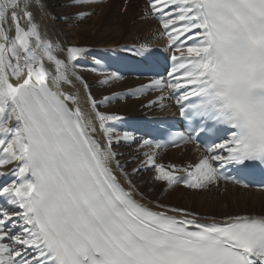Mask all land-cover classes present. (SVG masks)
Listing matches in <instances>:
<instances>
[{
	"label": "snow or ice",
	"instance_id": "6c2138e0",
	"mask_svg": "<svg viewBox=\"0 0 264 264\" xmlns=\"http://www.w3.org/2000/svg\"><path fill=\"white\" fill-rule=\"evenodd\" d=\"M19 8V0H0V168L11 166L0 176L14 174L0 196L15 209H0V264H264V215L201 220L183 208L146 206L131 179L123 186L120 177L129 173L113 145L134 142V134L111 126L119 117L99 111L90 91L95 120L85 119L78 97L65 90L81 79L77 62L86 50L69 45L66 59L58 58L27 10L21 25ZM147 8L175 49L174 66L167 82L153 79L137 91L168 90L158 100L174 99L190 122L180 141L219 125L228 138L206 144L184 168L167 170L154 152L144 153L142 165L170 186L232 180L247 187L224 167L244 175L264 170V0H147ZM9 10L14 36L4 27ZM132 50L152 54L144 45ZM103 76L105 85L122 79L115 71Z\"/></svg>",
	"mask_w": 264,
	"mask_h": 264
},
{
	"label": "bare ground",
	"instance_id": "6f19581e",
	"mask_svg": "<svg viewBox=\"0 0 264 264\" xmlns=\"http://www.w3.org/2000/svg\"><path fill=\"white\" fill-rule=\"evenodd\" d=\"M64 1L66 0H19L20 8L17 9L18 15L21 16L20 22L22 26L26 27V23H27L26 20L23 18V11L27 10L32 14V20L34 23L38 25V29L41 34V37L51 42L54 45V54L61 59H66L67 46L72 45V46H79L81 48H84L82 46L88 45L89 42L88 43H86V41L83 42L84 41L83 36L86 35V33L91 29H93L94 34L97 35V36L93 35L94 42L95 44L98 43L97 46L101 47V49L105 50L106 48H110V46L116 44H122V49H123V48H127L129 45L124 43L134 42L133 39L137 38L139 34L144 36L151 35L154 32L155 24H157L156 21L151 17L148 8L144 4L143 0L141 1L137 0L136 3L135 2L134 3L130 2L129 4L124 3V5L126 6L123 8V10L121 8V11L123 13L122 16L118 13L115 14L117 16H111L109 22L112 23L113 25L109 24L107 27L103 29H101L99 25L94 26L91 25L92 23L91 24L89 23L90 24L89 25L87 22L86 23L81 22L80 21L81 19H79V17L75 15V13L67 14L66 11L63 8H61L62 6L56 7L55 9L54 7L52 8V6H56L57 4H64L63 3ZM112 2L113 4L114 3L120 4L119 0H114ZM25 3L28 4V7L26 9L24 7ZM66 3L67 2H65V4ZM95 4L96 3H93L92 5ZM140 5L143 7L138 8V6ZM98 6L100 7V5ZM43 7L45 8V10L42 9ZM80 9L82 8H78L77 10ZM9 13H11V10H9ZM9 13H8V20L5 21L4 27L6 30H9L10 28L11 30H9L8 34L10 36H13L14 25L11 23V15H9ZM54 16L55 17L58 16L56 17V20L62 19V21L58 23L56 22L55 24L54 23L55 19L53 18ZM84 19L86 20V18ZM115 19H117V21ZM119 20H121L120 23ZM105 51L106 52L104 51L101 52L99 56L97 55L98 56L97 60L100 58L99 64L91 65V64H87L85 59H79L77 62L78 66L76 68V72L77 75L81 77V79L77 80L73 77L72 86H65L66 91L70 90L74 95L78 97V102H79L78 106L81 108L85 119L95 120L94 112L91 108V103L90 101H88L87 98L89 91L91 92V95L97 100L99 105L98 107L99 111L105 112L107 114L115 115L117 117H121L125 120H127L132 115L135 116L139 114L140 115L146 113L149 114V112L157 113V111L160 110L161 107H163L165 104L170 106V102L168 99H164L163 101L158 100V98L161 95L167 97L164 91L154 92L151 91V88H146L144 91H137L142 86H144V84L141 83L140 80H136L130 77L120 75L122 79L113 81L106 85L102 84L101 80H103L104 78L103 73L112 72L109 67L110 62H113L114 60H118L121 55L120 52H115L116 50L111 49ZM44 64L46 69L54 73L55 65L52 62L48 61L45 58ZM90 65L92 67H89ZM94 67L97 68V71L95 72L92 71ZM49 83L51 84V81H49ZM85 83L88 85L87 89L84 87ZM105 96L115 97V98L109 100L108 102L101 103L103 97ZM150 101H153L154 103L150 105L149 104ZM96 125L98 128V121L96 122ZM117 125L119 126V128L123 127L119 125V123H117ZM97 138H100L99 131L97 133ZM188 147L191 146H187V148ZM187 148H185V150H187ZM137 149H140V145H138ZM114 150L119 152V150H117L116 147L114 148ZM174 150L179 151L182 149L179 148ZM146 152H154V151L146 150L144 153ZM187 153L188 156L195 154V157H198L199 154V152L195 149H192V151L190 152L187 151ZM120 178L123 186L127 188L128 185L125 182L124 178L123 177ZM218 185L219 187H216L215 191L217 192V194L219 193L218 199L226 203V207H230V205H232L233 207L235 206L237 207L239 202L246 204L252 201L253 199H255L257 196L264 194V192L259 190L238 188L224 182H219ZM136 192L137 191L135 190V198L137 200H140L138 199V195ZM140 202L149 205V203L143 198L142 200H140ZM239 214L243 215L245 213L240 211L238 208H232L231 210H227L226 213L224 212L223 214H220L218 217L233 216V215L236 216Z\"/></svg>",
	"mask_w": 264,
	"mask_h": 264
},
{
	"label": "rangeland",
	"instance_id": "374dc122",
	"mask_svg": "<svg viewBox=\"0 0 264 264\" xmlns=\"http://www.w3.org/2000/svg\"><path fill=\"white\" fill-rule=\"evenodd\" d=\"M112 1H114V0H83V2L76 3L75 0H70V1L66 0L63 2L64 4H57L56 6H52V8L54 7V9H55L56 7L62 6L61 8H63L67 14L75 13V15H77L79 17V19H81L80 20L81 22H85V23L87 22L88 24L92 23L91 25H94V26L99 25L101 27V29H103V28L107 27L109 24L110 25L112 24L109 22V19L111 16H117V15H115L117 13L122 16L123 13L121 11V8L123 10V8L126 6V5H124V3L125 4H129L130 2L136 3L137 0H122V1L119 0L120 4H116V3L113 4ZM65 2H67V3L65 4ZM84 3H86V4H84ZM93 3H96V4L92 5ZM98 5H100L101 9ZM142 7L143 6H141V5L138 6V8H142ZM78 8H82V9L77 10ZM42 9L45 10L44 7ZM102 10H103V12H102ZM77 12H79V13H77ZM81 12H82V14H81ZM78 14L79 15L81 14V15L79 16ZM9 15H11V13H9ZM56 17H58V16H56ZM56 17L54 16L53 18L56 20ZM93 17L95 18V20ZM84 18H86V20ZM96 18H97V20H96ZM58 19H60V18H58ZM55 20H54L55 24H56V22L58 23V22L62 21V19L56 20V21ZM115 20L117 21V19H115ZM120 21L121 20H119V23H120ZM119 28H121V27H119ZM154 28H155L154 32L151 35L144 36V35L139 34L137 38L133 39V41L137 42V43H141V44H150L153 42V44L158 45V44L162 43V41H164V38L163 37L161 38L159 29H158L156 24H155ZM93 31L94 30L91 29L86 33V35H84L85 37L83 36V39H84L83 42L86 41V43L89 42L90 44L88 43V45H84L82 47H84L85 50H89V52L91 51L89 49L90 47H93V46L95 47L98 44V43L95 44V42H94V36H97V35H95ZM160 38H161V40H160ZM134 42H130V43H134ZM116 45H120V44H116ZM116 45H112L108 50H111L112 47H115ZM101 50H103V49H101V47H100L98 49V51H101ZM115 52H118V51H115ZM99 59H98V61H100ZM119 125L123 126L122 124H119ZM138 145H140V149H137ZM143 146H145V148H143ZM115 147L117 150H119V152H118L119 156L118 157H119V160L121 161V164L124 165L125 170L131 169V166H133L132 169H134V168L138 169V171H136L135 173L132 172V169L130 170V172H128L130 175V179L133 178L132 182H134L135 185L139 186L142 190V193L146 197H148V199L150 201H152L154 203L158 202L159 204H164V205H167L170 207L172 205L173 207L183 208V209L188 210L189 212L192 211V212H195L197 215H202L205 217H212V215H214L213 217H217L220 214H223L224 212L226 213L227 210H231L232 208H238L240 211H242L246 214L264 215V194L257 196L255 199H253L254 201L252 200L246 204L239 202L237 207L236 206L233 207L232 205H230V207H226V203L224 201L218 199L219 193L217 194V192L215 191L216 187L210 188V189L206 188V189H204L206 191H201V192L200 191H190V190H187V189L179 187V186H173V188L170 189V187L167 185L166 182H164V181L159 182V181L155 180L154 174L151 172L152 170H147V169L145 170L144 168H140V166H139V163L142 162L143 160H145L144 152L146 150L149 151V147H147L146 145H143L142 141L137 140L136 143H133V144L130 143L129 141H127V142L124 141L123 143H120V145L117 144V145L113 146V148H115ZM150 151H152V150H150ZM180 151L181 150H179V151H176V150L161 151V152H163V153H161L162 154L161 158H163V159H170V158L171 159H180V158H184L186 156L188 157V153H187L188 148H187V150H185V154H180ZM190 156L195 157V154L190 155ZM122 157H125V158H122ZM184 161H186V159L181 160V162H184ZM217 187H219V185ZM136 189H138V188H135V190ZM143 199H145V198H143ZM145 200L147 201V199H145Z\"/></svg>",
	"mask_w": 264,
	"mask_h": 264
},
{
	"label": "water",
	"instance_id": "95a60500",
	"mask_svg": "<svg viewBox=\"0 0 264 264\" xmlns=\"http://www.w3.org/2000/svg\"><path fill=\"white\" fill-rule=\"evenodd\" d=\"M15 35V34H14Z\"/></svg>",
	"mask_w": 264,
	"mask_h": 264
}]
</instances>
